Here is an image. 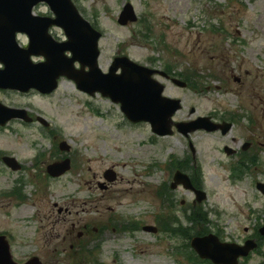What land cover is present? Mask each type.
<instances>
[{
    "label": "rangeland",
    "instance_id": "374dc122",
    "mask_svg": "<svg viewBox=\"0 0 264 264\" xmlns=\"http://www.w3.org/2000/svg\"><path fill=\"white\" fill-rule=\"evenodd\" d=\"M74 1L103 32L104 72L119 55L149 67L172 66L178 74H190L195 84L183 89L159 79L167 85L166 95L184 103L175 122L200 115L218 121L245 108L262 122L264 136V0ZM128 2L140 19L123 26L119 15ZM19 42L26 45L25 38ZM236 77L244 78L243 84ZM0 100L34 119L0 126V158L13 155L23 166L12 171L0 159V230L14 229L16 260L41 255L46 264H208L187 245L195 231L208 229L200 225L204 218L223 240L237 244L263 225L264 196L256 182L264 181V174L232 175L224 152L230 138L219 132L184 136L175 129L160 136L148 122L131 123L111 98L87 94L67 77L54 93L0 89ZM63 142L71 146L68 152L61 150ZM68 156L71 170L50 176L47 166ZM182 166L208 194L195 208V191L170 187L173 169ZM108 169L117 173L116 180L106 179ZM104 184L109 189H102ZM164 184L176 206L171 213L158 195ZM3 193H11V201ZM183 207L195 209L201 220L192 226ZM171 215L177 218L169 231ZM85 225L94 243H86L90 235L78 237ZM131 225L136 229H122ZM149 225L159 232L145 231ZM260 244L241 264H264V241Z\"/></svg>",
    "mask_w": 264,
    "mask_h": 264
},
{
    "label": "water",
    "instance_id": "95a60500",
    "mask_svg": "<svg viewBox=\"0 0 264 264\" xmlns=\"http://www.w3.org/2000/svg\"><path fill=\"white\" fill-rule=\"evenodd\" d=\"M40 2L48 4L54 16L34 15L33 8ZM119 17L121 25L138 21L131 3L125 5ZM53 25L65 30L68 37L66 41L56 42L49 35L48 30ZM18 33L28 35L29 47L19 44ZM101 37L102 33L82 17L73 0H0V63L3 64L0 67V89L29 92L35 88L42 94H50L59 87V80L67 76L83 92L91 95L100 92L120 104L121 110L132 123L149 122L153 132L161 136L172 134L174 126L185 136L200 129L208 132L221 130L222 134L232 129V124H217L209 117L175 123L173 117L183 107L182 100L164 95L166 85L153 79V74L159 71L141 65L127 56H119L113 60L109 72L104 73L98 62ZM68 52L72 55L69 56ZM41 55L45 57L44 61H33V56ZM76 62L81 64V68L76 67ZM172 81L181 87H187V83L178 78ZM13 118L32 122L27 110L9 109L0 102V124L6 125ZM39 120L49 125L47 120ZM191 147L195 153L192 144ZM61 149L68 151L70 146L64 142ZM4 161L12 169H21L14 156H6ZM70 168L68 158L49 165L48 173L58 177ZM107 176L113 177L114 173L108 172ZM174 181L173 188L182 183L187 189L195 190L199 202L207 197L205 191L194 188L192 180L182 171L176 173ZM257 188L264 194V183H259ZM145 231L157 233L158 228L149 225L145 227ZM260 233L264 236V225L260 228ZM191 246L200 258L210 259L214 264H240V258L248 257L259 244L254 239L244 245L221 242L218 235L209 234L194 237ZM3 254L0 264H14L7 245L6 249L4 246Z\"/></svg>",
    "mask_w": 264,
    "mask_h": 264
},
{
    "label": "flooded vegetation",
    "instance_id": "af4514ba",
    "mask_svg": "<svg viewBox=\"0 0 264 264\" xmlns=\"http://www.w3.org/2000/svg\"><path fill=\"white\" fill-rule=\"evenodd\" d=\"M41 6H43L44 9H46V10H42V9L39 10V7H41ZM33 10H34L35 15H37V16H40V15H45L48 17L53 16V11L51 9H48L45 4H39V5L35 6L33 8ZM48 31H49V34L58 42L63 41L66 38L64 31L59 29L56 26H51ZM21 37L26 39V45H27L28 44L27 43V41H28L27 35L19 34L20 39H21ZM163 71H165L167 74H169V72L167 70L164 69ZM169 75H171L172 77H176L175 76L176 74L174 75V73L169 74ZM157 76L160 77L161 75L158 74ZM163 78L168 80L165 77H163ZM236 80L238 81L239 84H243L244 78L236 77ZM238 112L239 113H230V114L227 113L226 116H224L221 120H218L219 122L226 121V122L231 123L233 125L232 130L229 133H227L226 135H224V136L230 138V142L228 144L224 145L225 146L224 152L230 158V160H229L230 163L228 165V168H230V171H232V172H237V173L243 174L245 176L252 175V174H255V175L264 174V155H263L264 154V139H263L264 136L262 133V122H260V120L256 117L257 115H255L254 112L247 111L245 108L244 109L241 108ZM213 119L215 120L214 117H213ZM218 132L221 133L220 131H218ZM218 132H216V133H218ZM234 132H237V134H235L233 136ZM226 147H230L229 153L226 152ZM0 159L3 161V156H1ZM116 178H117V174H116ZM260 178H263V177H260ZM114 180H116V179L114 178ZM259 181L260 180H258L256 182V185L258 184ZM193 182L197 188H201V184L199 182H197L196 180H193ZM164 186H165V184H164ZM163 187L159 188V191H158L159 194L158 195L159 196L163 195V198L165 200V204H168L169 213L174 212V210H175L174 208L176 206H175V203H173V201H172V197L168 193V186H165V188H163ZM102 189L107 190V189H109V186L104 184L102 186ZM10 196H11V193H8V194L3 193V197L9 198V200L11 199ZM181 203L186 204L185 201H182ZM193 203H194L193 208H195L197 206L196 205L197 203L195 201ZM10 204H11V202L5 204L4 206L8 207ZM0 207H2V206H0ZM54 207H58V206L55 205ZM183 208L185 210L183 215L186 216V218H189L188 221H190L191 218L193 217V215H195L194 213L196 212V210L191 208V207L189 209L186 207H183ZM63 211H64V208L59 209V213H63ZM186 212H188V213L186 214ZM176 218L177 217H173L171 215L169 217V220H170V222L171 221L173 222L176 220ZM179 219H181V217ZM157 222L160 223L159 218L157 219ZM172 222L169 223L168 229L171 228ZM194 222H195L194 220L193 221L191 220L190 221L191 225ZM200 225L202 228L205 229L206 227H208V229L197 230L193 233V235H198L197 233H200V234H202V236H205L206 234L213 233L215 235L220 236L218 234V232L217 233L213 232V229L211 228V221H209L208 218L205 219L203 221V223ZM132 228L136 229V227H134V225L133 226L131 225V226H128V227L122 228V229L127 230V229H132ZM248 231L249 230L247 229L246 232H248ZM256 234L258 235L257 231L254 230V232L250 236V238L256 239L258 244H260L262 238L258 237ZM84 235H86V236L90 235V232L88 231L86 225L84 226L83 231L79 232L78 237L83 238ZM15 236H16V233L14 232V229L5 228V230H0V240H2L1 241L2 247H0V249H1L0 250V258L4 257V254H3L4 253V246L6 249V245H7L8 249H9V253H10V255H12L13 260L15 261L16 264H28L29 261L34 262L32 264H46L43 256H41V255H39V256L38 255H31L24 261L16 260L17 256L14 254L15 244H13V239H12ZM220 238L222 239V237H220ZM90 239L91 240L89 241V243L86 242L87 244L94 243L93 238H91V235H90ZM192 239H193V237H190V239L187 240V245L190 248V250H192V252L196 253V251L193 250V247H191ZM86 243L84 245H86ZM73 247H74V245H72V248ZM78 247H80V246L78 245ZM196 255H197V253H196ZM36 258L38 260L35 261ZM83 260L84 259H82V260L78 259L79 262H81ZM119 260L120 259H114V262L117 263ZM84 262H81V263L84 264ZM99 262H101V261H96L93 264H97ZM200 262H203V261L200 260ZM210 263L211 262L208 261V264H210ZM108 264H113V263H108Z\"/></svg>",
    "mask_w": 264,
    "mask_h": 264
},
{
    "label": "trees",
    "instance_id": "16d2710c",
    "mask_svg": "<svg viewBox=\"0 0 264 264\" xmlns=\"http://www.w3.org/2000/svg\"><path fill=\"white\" fill-rule=\"evenodd\" d=\"M147 31H150V29H149L148 27H147ZM169 68H171V67H169ZM185 78H186V80L190 81L191 84H192L193 86L195 85V84H194V81L192 80V78H191L190 75H187V77H185ZM177 168H178V167H177ZM180 168H181L182 170H185V169H184L185 167H183V166L180 167ZM180 168H179V169H180ZM15 192H16V191H15ZM14 194L19 195L20 193H17V192H16V193H14ZM194 214H195V215H193V217L191 218L192 221L194 220L195 222H198L199 220H201V219H200V218H201L200 213L195 212ZM205 219H207V218H204V220H205ZM204 220H203V221H204ZM171 222H172V221H171ZM171 222H170V220H169V218H168L167 223L169 224V223H171ZM172 224H175V221H173ZM166 229H168V227H166ZM169 230H170V229H169ZM173 231L176 232V230H174V229H173ZM197 234H198V235H201L200 233H197ZM189 237H191V236H189Z\"/></svg>",
    "mask_w": 264,
    "mask_h": 264
}]
</instances>
